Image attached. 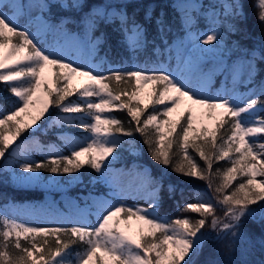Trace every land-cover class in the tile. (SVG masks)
Wrapping results in <instances>:
<instances>
[{
  "label": "snow or ice",
  "instance_id": "snow-or-ice-1",
  "mask_svg": "<svg viewBox=\"0 0 264 264\" xmlns=\"http://www.w3.org/2000/svg\"><path fill=\"white\" fill-rule=\"evenodd\" d=\"M53 7L65 13L58 20L51 19ZM188 7L192 12L185 11V37L175 44V70L135 64L114 68L106 56L97 62L105 43L102 26H112L131 55L145 50L149 43L146 24L128 13L123 0H97L91 6L86 0H0V82L11 97L0 99V158L6 153L22 157L18 179L30 182L40 180L43 172L75 179L76 173L89 167L118 201L93 200L95 225L83 221L71 226L28 224L0 210V264H198L207 243L223 244L233 252L244 239L246 219L257 213L253 206L264 212V83L248 88L247 95L238 91L241 84H254L257 62H264V45L250 50L234 41L228 46V36L239 31L236 21L246 18L241 0L213 5L206 17L210 20L207 32L193 31L195 13L205 6ZM254 7L264 25V0H255ZM152 19V12L146 10L144 20ZM72 23L81 30L71 31L68 25ZM155 24L163 39L167 21L157 17ZM49 33L59 37L52 50L41 47L38 39ZM14 38L18 41L13 42ZM233 53L236 60L227 62L226 57ZM208 57L215 59V67L204 66ZM103 64L109 65L106 71ZM47 71L53 76H47ZM217 73L226 75L231 87L226 84L223 91L210 95ZM77 78L83 82L75 84ZM110 81L123 82L131 91H114ZM73 96L76 99L70 100ZM50 108L60 114L52 116ZM198 109L202 110L199 116ZM114 111H126L133 126L125 128L124 121L110 115ZM46 113L49 118L40 124ZM225 125L227 134L220 135ZM64 126H78L88 134L59 135L70 155L57 144H42L36 136ZM29 130L31 138L20 140ZM136 134L143 138L151 159L163 166L160 177H153L138 164L112 170L118 149L123 143L132 145ZM122 136L133 139L125 141ZM174 145L178 152L175 161ZM190 148L204 167L190 154ZM33 154L43 159L34 160ZM221 161L229 166L214 173V164ZM169 168L180 177L206 182L212 195L194 192L193 202L179 209L197 214V219L158 215L162 192L172 197L178 191L171 181L164 184ZM122 175L133 176V182L122 186ZM128 198L143 199L147 206L128 205L124 202ZM217 208L223 216L217 215ZM206 226L210 231H203ZM78 243L83 245L82 251L74 250Z\"/></svg>",
  "mask_w": 264,
  "mask_h": 264
},
{
  "label": "trees",
  "instance_id": "trees-1",
  "mask_svg": "<svg viewBox=\"0 0 264 264\" xmlns=\"http://www.w3.org/2000/svg\"><path fill=\"white\" fill-rule=\"evenodd\" d=\"M87 4L91 6L96 3L97 0H86ZM106 2L119 3L121 0H106ZM127 3V11L130 15H135L137 20L146 24L147 27V36L149 43L145 50L141 51L136 55H131L120 43L121 36L113 31L112 26H102L100 32L104 33L105 43L100 47L97 60L100 57H107L108 62L112 67H129L133 64L146 67L148 69H154L163 67L168 70H175L177 67V56L175 53L174 44L177 41H180L182 37H185V28H184V13L174 6L175 0H123ZM245 5L246 18L236 21L239 31L236 34H230L227 39V44L229 47L233 45L234 41H238L240 46L247 49H254L260 45H264V25H262L257 19V9H255L254 4L255 0H242ZM220 2L213 4L210 0H205L203 6L204 10L199 13H195L197 16V22L193 28V31L196 32H205L210 27V20L206 18L210 12V9L213 5H217ZM148 10L152 12L153 19L152 21L146 22L144 20V13ZM87 11V8L85 9ZM53 16L52 20H58L61 15L65 14L60 11L58 7H53L52 9ZM157 17H162L168 23V31L164 34L163 39L157 32V26L155 24V19ZM22 24L23 20L20 21ZM68 28L71 31L77 32L80 31V27L76 23L68 25ZM246 30L249 33H246ZM35 31V28H33ZM100 32H97L96 35H100ZM40 41V46L44 48L50 47L49 40L43 39L41 36H38ZM18 38H14L13 42H17ZM169 46H171V51H169ZM156 49H159L157 52ZM231 60L237 58V54L233 53L229 56ZM259 73L257 76L263 77L264 75V62L258 61ZM108 64L102 65V70H107ZM257 82H260L261 78L257 77ZM110 87L114 91H120L128 89L131 91L129 85L121 82L117 84L115 81H110ZM5 97H10V93L5 90L4 83L0 82V99ZM70 100H75V98L70 97ZM122 99L127 100V97H122ZM261 100H264V96H261ZM67 102V101H66ZM151 111V108L148 110ZM59 112L58 109L52 108V113ZM56 115V114H54ZM109 115V114H106ZM110 115H114L124 121V127H132L128 123L129 117L126 114V111H114ZM147 113H145V116ZM227 125L224 129H221L220 135H226ZM65 128L70 129L77 133L81 137H86L87 131L78 126H65ZM36 136L39 138L42 144H60L61 140L58 139L59 132L58 129H48L47 132H37ZM122 140H129L133 138L121 137ZM219 142V141H218ZM134 143L140 149L139 156L133 157L130 154V144L123 143L121 148L118 149L119 152V162L124 163L129 167L133 162H138L143 166H148L151 170V175L153 177H160L163 166L154 162L150 155L148 147L143 143V138L136 134L134 137ZM65 155H70V149L67 147L63 148ZM191 155H193L197 162L204 167L203 161L199 160V157L196 155L193 149H189ZM173 160L175 161L178 158L177 148L174 145L172 150ZM43 159V157L38 156V160ZM229 166L227 161H221L215 163L213 166V172L215 173L217 168H225ZM46 175L50 173L43 172ZM80 174L82 175L83 182H90L94 177L97 176V173L89 167L81 169ZM171 181L177 185L178 191L172 197H170L167 191L162 192V201L158 214L168 219H175L177 217H190L191 219H197L198 216L195 213L191 212H182L179 209L183 207L186 202H193V193L197 191L212 193L207 189L206 182L201 180H193L191 178L180 177L176 173L172 172L169 168L168 176L164 180L165 186ZM237 180L235 183H238ZM216 183H219V177L216 179ZM235 183L233 187L235 186ZM99 187V186H98ZM231 189H229L230 191ZM84 192L75 188L71 190L70 194L72 196H77V193ZM181 193H183L181 195ZM46 193L38 189H25L15 187L10 181L9 176L6 172L2 171L0 167V206H5L8 203H24L29 201L43 200ZM141 204L146 205V202L140 201ZM221 210L220 208H217ZM218 213L217 215H221ZM262 217L264 213L260 215L257 213L253 218H247L244 223L243 232L245 233L244 239L238 243L236 249L229 253L227 248L223 244H211L207 243L204 246V249L201 255L198 258V264H208L210 260H219L221 264H264V222H262ZM91 225H95V217L92 215L90 217ZM71 226V222H66ZM207 227V226H206ZM64 239H67L66 237ZM25 242L22 241V244ZM83 245L76 244L74 250L82 251Z\"/></svg>",
  "mask_w": 264,
  "mask_h": 264
},
{
  "label": "rangeland",
  "instance_id": "rangeland-1",
  "mask_svg": "<svg viewBox=\"0 0 264 264\" xmlns=\"http://www.w3.org/2000/svg\"><path fill=\"white\" fill-rule=\"evenodd\" d=\"M205 0H176L174 2V6L180 9L184 14L185 11L191 13L192 9L188 7L189 5H197L203 6ZM213 4L216 2H221V0H210ZM242 1V0H241ZM211 11V9H210ZM200 11L196 12L199 13ZM35 14V13H34ZM238 27V25H237ZM208 31V30H207ZM205 31V32H207ZM246 33H249L246 30ZM41 36L44 39H49L50 40V47L47 48L49 50H52V48L55 46L56 41L59 39L58 36L55 34H41ZM179 43L176 42V44ZM185 44L187 45V40L185 39ZM189 48L191 45H187ZM183 51V50H181ZM175 53L177 56V51L175 48ZM227 62H231L229 57H226ZM236 60V59H235ZM99 60H97L98 62ZM234 61V60H233ZM204 66L206 68H212L216 66V61L212 57H208L205 59V64ZM46 75L49 77L53 76V73L51 71H47ZM261 78L260 82H257L258 78ZM83 81L80 78H77L74 80L75 84H80ZM4 83V82H3ZM261 83H264V75L263 77L261 76H256L255 82L253 85H248L245 87L243 84L238 86V91L240 93H243L247 95V89L254 87L256 85H259ZM227 84L228 87H231V82L230 80L226 77V75L217 73V75L214 78L212 88L210 90V95H215L216 91H223L225 85ZM76 96H73L75 98ZM145 103H147V99L145 98ZM187 105H181V108L178 110L179 112H183L184 108ZM202 110H197V115H200V112ZM50 114L52 116H55L54 114L58 115L60 114L59 112L57 113H52V108H50ZM67 115V114H65ZM174 114V118H175ZM49 118V114L46 113L45 117L39 122L40 124H44L45 120ZM209 126H213V124H209ZM55 128V127H54ZM51 128V129H54ZM58 129L59 135L61 133L66 134L69 137H81L74 131L65 128H55ZM30 132H25L22 134L20 137V140H23L25 138H31L30 137ZM19 143V140L17 141ZM62 149L65 147L64 144L61 143L58 144ZM69 149V148H68ZM135 150V154H133L132 150ZM11 151V149L9 150ZM130 154L133 157L139 156L140 154V149L136 146L135 143L130 145ZM115 155V154H114ZM39 154H33L32 159L38 160ZM22 161V157H12L8 153L5 154V158H0V167L2 168L3 172H6L9 176V181L18 188H25V189H38L42 190L46 193L45 198L43 200H37V201H29V202H24V203H8L5 206H0V210L5 211L10 217H14L20 222L28 223V224H39L43 226H56L58 224H63V223H76L78 221H83L91 225L90 217L91 215L95 216V223H97V216H96V210L93 207V200L96 197L100 198H109L112 200V203L115 204L118 201L113 198L111 188L109 187L108 184L105 182L99 180L98 174L96 177H94L90 182H83L82 175L80 173H76L75 176L76 178L73 179L72 177L68 175H62V176H52L46 175L45 173H42L41 179L38 181H21L18 179V176L21 174L20 169L18 167V164ZM119 159L117 158L115 161L112 163V170H126V169H131L134 164L139 163L135 162L131 164L129 167H127L124 163H118ZM144 168H147L150 170L149 167L143 166ZM151 172V170H150ZM27 175V174H25ZM258 179H261L258 177ZM134 177L131 175H122L120 176V183L122 186H128L131 182H133ZM239 180V179H238ZM99 186V187H98ZM79 189L80 191H85V194L83 192L78 193V196H71L70 192L72 189ZM86 190L88 192H86ZM211 195V194H208ZM139 201H144L143 199H134V198H128L126 201H124L128 205H141ZM141 206H147L146 205H141ZM256 208L257 213L260 215L261 213H264L260 211L258 206H253ZM218 213H222L220 216H223V211L218 210ZM256 213V214H257ZM159 215V214H158ZM160 216V215H159ZM163 217V216H160ZM133 226H136V222L133 221ZM203 231H210L208 227H205Z\"/></svg>",
  "mask_w": 264,
  "mask_h": 264
}]
</instances>
